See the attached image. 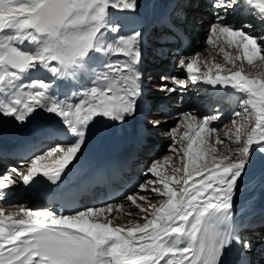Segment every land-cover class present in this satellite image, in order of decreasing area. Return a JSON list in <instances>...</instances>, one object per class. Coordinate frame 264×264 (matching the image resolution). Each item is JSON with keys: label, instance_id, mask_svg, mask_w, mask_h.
Here are the masks:
<instances>
[{"label": "snow or ice", "instance_id": "snow-or-ice-1", "mask_svg": "<svg viewBox=\"0 0 264 264\" xmlns=\"http://www.w3.org/2000/svg\"><path fill=\"white\" fill-rule=\"evenodd\" d=\"M212 7L216 22L206 43L215 50L223 37L235 53L219 46L223 64H209L200 53L188 62L181 58L177 67L188 78L173 76V86L161 90L185 92L201 83L231 89L239 109L231 127L219 128V115L181 114L169 130V150L182 167H170L172 155L155 160L145 172L155 179L139 185L140 192L166 199L157 207L140 192L125 196L143 224L108 219L124 203L73 214L0 208V264H222L233 246L252 248L234 230V198L254 153L264 154V35L252 34V23L235 27L229 19L247 12L264 26V0H213ZM137 8L138 0H0V116L24 124L43 111L60 119L69 138L35 156L27 174L18 173L24 184L41 175L61 182L100 119L124 123L136 114L143 96L142 33L122 34L113 14ZM36 73L87 83L61 94ZM15 183L11 173L0 176V199Z\"/></svg>", "mask_w": 264, "mask_h": 264}, {"label": "bare ground", "instance_id": "bare-ground-1", "mask_svg": "<svg viewBox=\"0 0 264 264\" xmlns=\"http://www.w3.org/2000/svg\"><path fill=\"white\" fill-rule=\"evenodd\" d=\"M183 1H185V3H183ZM198 1H202V0H198ZM203 2L207 7L209 8L212 7L210 1L205 2L204 0ZM171 4L178 5L177 10H172V9L169 10ZM198 6L199 5L196 4L195 0H138V8L136 11L142 13L141 16L142 19L140 21L142 22L143 25L140 28V26H138V23H136L137 24L136 25L134 21L128 20L126 21L128 23H126V25H122L121 28L122 30L127 28L128 29L132 28L133 31L138 30L142 33V40L140 43L141 51L142 48L145 46L143 44H145V40H147V36L153 35V39L150 40V43L155 42L157 48H155L154 50L157 49L163 50V48L172 47V51L169 52V56H175L176 58H178V56H180V52L185 51V53H187V51L180 49L178 43H170L165 39L164 34L167 31H165L164 29V23H165L164 18L169 15L168 19L177 22L179 26L185 27L189 34L188 35L189 42L191 43V41H194L193 43L197 45L198 43L204 41V40H199L198 37V34L200 33H201V37H204V34L203 32H201V30L196 31L197 29L195 28L191 29L192 26L196 24V20H197L196 17L194 18V15L197 12V10L201 9ZM203 12H207V10H204ZM208 14H212V12L209 11ZM210 18H211L210 15L209 16L204 15L203 17L200 18L201 21L198 22L204 23L205 22L203 21L204 19H210ZM121 19H123V13L113 14V20L115 22L120 23ZM246 22L252 23L254 25V27L251 30H249L251 31L252 34L257 36L264 35V26H261L248 13L243 16L242 15L233 16L229 19V23L235 27H239ZM133 23L135 25H131ZM131 33L132 32L122 33V34L128 35ZM218 45L224 46L226 48V51H229L231 49V48H227L223 40L222 42L219 41ZM158 47L161 48L159 49ZM190 50L191 48L189 49V52ZM155 55L157 54L155 53ZM214 57L219 59V61H215L216 63H221V64L225 63L223 59V55L220 54L219 51H216ZM113 59H115V57H113ZM158 60L161 61L159 62ZM164 61H166L165 58H161V59L152 58L151 62L149 63L152 64L151 68L153 69L157 68V70L164 72L163 76H168L171 73L173 74L169 66L159 65L161 62L163 63ZM141 68L143 71L142 62H141ZM35 75L40 78H44L48 82L54 84L55 89H58L61 94L75 91L72 88V84H70V80L60 81L52 77L50 74H46V73H36ZM154 77L155 76H153V79ZM166 83L168 84L169 87L173 86L171 82V78L162 81L157 77L156 84H154V86H151V88H155L156 90H158V92L154 94H148L145 96L143 95L138 102V109L136 114L133 117L128 118L126 122L119 123V122L109 121L107 118L100 119L99 122L96 124V126L92 128L90 134L87 136L85 146L83 147L81 153L78 155V159L73 162L74 166L73 165L69 166L71 168V171L68 172V174L63 178L72 176L75 173V171L78 169L81 160L88 159L89 156L87 153L92 152L91 139L92 138L98 139L104 136L110 140V142L113 145V148L116 146L118 147L117 149H119L120 147L125 146L126 148L131 149L133 146H135L133 150L136 151L137 158H135V160L132 161L129 174L127 175L129 179L135 180L137 175L139 174L138 171L140 172L139 170L140 165H142L144 161L146 162V160L152 158V155H154L155 152V150H153L151 146L147 144L144 140L145 132L146 133L151 132L149 130H145V126L143 125V120H142L143 114L145 113L146 110L145 105L147 104V101H150V104H152V106L156 108L155 111L151 113L152 115L155 114L156 118L155 120H152L151 117L150 118L151 121L149 120L150 123H153L156 120L160 121L161 117H163L161 118V122H164L163 120L165 116L164 110L166 109L160 108L159 107L160 105L163 106L166 105V103H168L170 107L176 106V108H179L181 112H184L187 109L183 107L184 106L183 103L188 99L190 103V101H193V98L195 97H202L204 99H208L209 103L215 105L217 115L221 117L223 114H226V116H228L227 120L229 119L231 120L233 118L231 115L233 111L237 109L236 96L232 93L231 89H224L221 86L213 87L211 85H206L201 83L195 86L190 85L191 88L189 87L185 92L178 91L175 93H169L166 90H161L162 85ZM65 89L66 91H64ZM177 102H179V105L175 104ZM193 111L189 113H195L196 115L202 113V112L200 113V108L198 107H194ZM50 115L52 114H48L46 112L40 111L37 114H34L33 118H31L28 122L24 124H21L20 122L12 119L11 117L0 116V134L12 133L18 130H23L26 131V133H31L33 132L34 128L37 125L40 124L41 127H45V124H48L49 121H53L55 124H58L63 127L58 117H56L55 115L53 116ZM223 130L226 131L227 129H223ZM155 131L156 132L159 131L160 135L164 133L162 130V126L157 127ZM41 135H42V143L39 147L40 150L39 154L43 151L46 152L49 148L54 147L55 146L54 143H66L65 141H61L58 139L52 140L51 137L53 135V132L49 133V131H43V133L40 134V136ZM47 136L50 137L47 138ZM137 143L142 144V146L139 147ZM231 146L233 148L236 147V145H231ZM39 154H36L35 156ZM93 156L95 157V159L98 158V153H93ZM33 158L26 161L7 160L6 162H9L10 165L8 169L6 163L4 162L5 160L0 159V174H2V172L5 169L7 170L10 169L9 173H11L13 180L16 181L15 184L11 185L5 191L4 198L0 199V208L5 209L6 213L18 212L21 207L32 210H50L57 213V211L54 210L53 206L48 205L47 201L39 193L32 192L34 182L38 177H43L42 175L37 176L31 183L27 185L23 183L22 178L20 177V175H18V173L21 172L27 174V169L29 167L30 161ZM178 167H182V165H178ZM13 169H16L17 171L12 172ZM197 179L199 178L197 177ZM124 194L125 192L122 193L117 198H115L114 200H112L111 202H109V204L116 205V204L124 203L125 208L120 213L114 211L111 215L108 216V218L113 219L114 217L119 216V218L115 220V223L126 225L128 227H132L136 223L143 224L145 221L140 216L136 215L135 208L130 207V203L127 202L125 198H122ZM146 195L150 196L151 203H155L157 207H159V202H160L159 197H157L155 194L150 192ZM92 199L95 200V202L92 201ZM96 203H97V199L96 197L93 196L90 199L88 198L83 199L80 205L83 207L91 206L92 208H99L101 204H96ZM260 203L264 204V154L256 152L254 153L253 156V162L247 169L246 175H244L242 180L239 182L238 191L234 198L235 216L233 221V227L235 231L237 230V227L241 226L242 224H245L246 227L244 226L240 230V232L243 233L240 234V236L250 240L252 243V248L249 250V249H242L237 246H233L231 251L226 252V254L221 258L222 264H227L230 258L232 261L236 260L235 258L236 256H238V258L241 257L245 264H264V252H262V250H264V246L259 244V248H257V246L253 243L254 242L253 239H259L261 242L264 243V209L261 210L259 208ZM143 206L148 207V204H144ZM130 211L133 213V215L130 216L132 218H126L127 215L124 214L125 213L128 214V212ZM257 217L258 218L261 217V219L260 220L257 219L258 224H253L252 220H254ZM16 218L20 219L23 218V216L21 215ZM98 219L100 222H104L103 217H99ZM235 263L241 264L239 260H236Z\"/></svg>", "mask_w": 264, "mask_h": 264}, {"label": "rangeland", "instance_id": "rangeland-1", "mask_svg": "<svg viewBox=\"0 0 264 264\" xmlns=\"http://www.w3.org/2000/svg\"><path fill=\"white\" fill-rule=\"evenodd\" d=\"M203 1L204 0H202V1L195 0L196 4L199 5L198 7L201 9L197 10V12L195 13L194 18L196 17L197 20H196V24H194L191 29L195 28V29H197L196 31L201 30V32H203V34H204V37H201V33L198 34V37H199V40H204V41L198 43L197 45H195L193 43L194 41H191V43H190L191 46L189 47V49L191 48L190 52H189V49L186 50L187 53H185V51L180 52V56H178V58H176L175 56H169V52L172 51V47L163 48V50H158V49L154 50L155 48H157L155 43L154 42L150 43V40L153 39V35L147 36V40H145V44H143L145 46L142 48V51H141V53H142V66H143V93H144L143 95L144 96L158 92V90H156L155 88H151V86H154V84H156V78L157 77L159 79H161V76H163V74H164V72L157 70V68L156 69L151 68L152 64H150L149 62H151L152 58H156V59L165 58L166 61H164L163 63L161 62L159 65L160 66H169L172 70L171 72H173V74L171 73L166 77L171 78V77L175 76L179 79H187L188 78L186 71L177 67L178 61L181 58H184L185 62H188L191 57L195 56L197 53H200L201 58L203 60H207L209 64L213 63V61H219L218 58L214 57L216 51H218L219 45L214 50L212 46H210L206 43L207 38L210 34V26L216 22L215 17H214V12H213L215 10L213 9V7H210V8L207 7ZM206 1H210L211 4L213 3V0H205V2ZM183 3H185V1H183ZM177 6L178 5L173 4L172 10H177ZM204 10H207V12H203ZM209 11H211L212 14H208ZM246 14H247L246 12H240V13H237L235 16H238V15L243 16ZM204 15L205 16L210 15L211 18L210 19H204L203 20V21H205L204 23L198 22V21H201L200 18L203 17ZM222 40L224 41L223 37H221L220 41L222 42ZM154 45H155V47H154ZM158 48L160 49L161 47H158ZM227 48H229V47H227ZM166 49H167V51H166ZM229 52L235 53V49L231 48L229 50ZM155 53L157 55H155ZM166 58L168 59V61ZM158 61L160 62L161 60H158ZM152 62H153V60H152ZM153 76H155L154 79H153ZM193 91H195V90H193ZM168 102H170V101H168ZM175 104L179 105V102H177ZM146 105H148V106H146ZM146 105H145L146 110H145V113L143 114L142 120H143V125L145 126V130H149L151 132H149V133L145 132L144 140L147 144H149L151 146V148L153 150H155V152H154V155H152V158H150L149 160H146V162L144 161V163H142V165H140V169H139L140 172L138 171L139 174L137 175V177H139L138 181L135 183V185L133 186V188L130 191L125 192V194L122 196V198H125L126 195L131 194L133 192H140L139 185L145 183V181H147L148 179H155V177H152L151 174L146 176L144 173L147 171L148 167L152 164L153 161L162 160L163 157L172 155L173 160L171 161L170 167H178V165H181L180 161L175 158V154L171 153L169 150L170 145L172 144V140L170 138V131L169 130L171 128H174L177 125V122L181 118L182 113L192 112L194 110V107H198V108H200V113L203 111L201 114L197 115L199 118H202L203 116L217 115L215 105L209 103L208 99H204L202 97H195V98H193V101H190L189 104H187V105L184 104L183 107L187 109L184 112H181V110L179 108H176V106L170 107V105L168 103H166V105H163V106L160 105L159 106L160 108L166 109V110H164L165 111V116L163 119L164 122H161V118H163V117L160 118V126L159 127L162 126V130L164 132L160 135L159 131L158 132L155 131L157 129V127H153V123L149 122V120L151 121V119H150L151 117H152V120H155V118H156L155 114H153L154 115L153 116L151 113L153 111H155L156 108H154L152 106V104H150V101H147ZM236 110H239L238 107ZM225 115L226 114H223L222 116H225ZM227 118H228V116H227ZM167 119H169V120H167ZM230 122H231V120L229 119L228 124H227V125H229V127H231ZM183 130L184 129H181V132H183ZM154 132H155V134H158V135H155ZM56 144L57 143H54V145H56ZM219 148L222 151L223 145H220ZM42 153H44V151L41 152L40 154H42ZM6 161L7 160H5L4 162L6 163V166L8 169L10 167V165H9V162H6ZM7 169H5L2 172V174H0V175L2 176L5 173H9L10 169L9 170H7ZM169 174H170V168H169ZM137 177H136V179H137ZM135 180H131V181L134 182ZM140 194L144 195L145 192H140ZM146 194H148V193H146ZM159 199L161 201L162 199H166V198L159 197ZM108 204L109 203L101 204L100 207H104ZM87 208H92V207L91 206H85L83 208H80L78 211H81V210H84ZM124 215H127L126 218H132V217L128 216V214H126V213ZM262 252H264V250H262Z\"/></svg>", "mask_w": 264, "mask_h": 264}]
</instances>
